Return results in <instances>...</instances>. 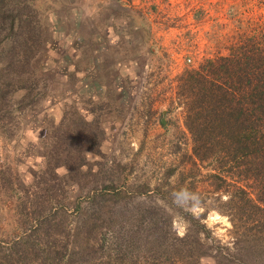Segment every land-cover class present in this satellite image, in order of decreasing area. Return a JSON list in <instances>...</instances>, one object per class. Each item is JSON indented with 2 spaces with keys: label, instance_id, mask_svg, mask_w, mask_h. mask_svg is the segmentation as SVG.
Returning a JSON list of instances; mask_svg holds the SVG:
<instances>
[{
  "label": "rangeland",
  "instance_id": "obj_1",
  "mask_svg": "<svg viewBox=\"0 0 264 264\" xmlns=\"http://www.w3.org/2000/svg\"><path fill=\"white\" fill-rule=\"evenodd\" d=\"M37 6L46 29L37 103L11 139L0 138V167L15 188L29 186L52 142L71 153L62 159L76 167L59 170L66 182L43 195L46 207L64 209V232L91 217L82 232L90 248L71 264H264V232L250 221L257 213L236 210L228 194L237 200L240 184L222 185L213 178L218 165L194 159L177 90L180 75L225 56L240 32L264 20V0ZM109 191L123 196L100 198ZM23 220L12 191L0 189V238L20 236ZM33 238L52 240L44 231Z\"/></svg>",
  "mask_w": 264,
  "mask_h": 264
},
{
  "label": "trees",
  "instance_id": "obj_2",
  "mask_svg": "<svg viewBox=\"0 0 264 264\" xmlns=\"http://www.w3.org/2000/svg\"><path fill=\"white\" fill-rule=\"evenodd\" d=\"M38 1L0 0V138L11 139L21 113L37 103L36 88L42 74L38 64L46 43ZM177 90L185 102L184 124L194 159L218 165L220 170L213 178L222 185L240 184L233 186L238 190L237 200L228 194L227 202L235 201L234 207L241 213L248 209L250 214L252 210L257 213L250 221L255 231L263 233L264 20H258L250 33L240 32L225 56L206 59L180 75ZM57 146L56 139L52 150H45L44 169L33 173L29 186L15 188L10 169L0 167V189L12 191L18 213L29 227L10 241L0 238V264H67L65 258L71 264L90 248L82 236L92 227L91 217L79 219L70 234L59 224L64 209L45 206L44 193L58 190L65 181L59 170L71 172L76 167L62 159L71 153L64 155ZM244 185L253 189L252 197ZM122 196L119 191H109L100 198L117 200ZM40 231L50 233L52 240L37 242L33 236ZM63 238L71 245L62 243L59 249L56 243Z\"/></svg>",
  "mask_w": 264,
  "mask_h": 264
},
{
  "label": "built area",
  "instance_id": "obj_3",
  "mask_svg": "<svg viewBox=\"0 0 264 264\" xmlns=\"http://www.w3.org/2000/svg\"><path fill=\"white\" fill-rule=\"evenodd\" d=\"M187 62H189V60H187Z\"/></svg>",
  "mask_w": 264,
  "mask_h": 264
}]
</instances>
